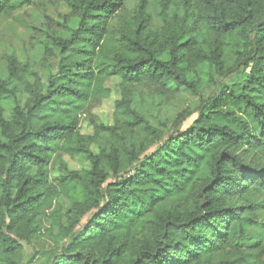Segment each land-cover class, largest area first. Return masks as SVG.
<instances>
[{
    "label": "trees",
    "instance_id": "obj_1",
    "mask_svg": "<svg viewBox=\"0 0 264 264\" xmlns=\"http://www.w3.org/2000/svg\"><path fill=\"white\" fill-rule=\"evenodd\" d=\"M35 1L0 0V16ZM62 1L77 24L39 29L56 60L45 86L14 57L0 78V96L10 82L27 96L10 118L0 105V264L41 231L64 241L52 264H264V0H137L118 27L126 0ZM209 70L242 75L167 138L132 106L142 84L199 94Z\"/></svg>",
    "mask_w": 264,
    "mask_h": 264
},
{
    "label": "rangeland",
    "instance_id": "obj_2",
    "mask_svg": "<svg viewBox=\"0 0 264 264\" xmlns=\"http://www.w3.org/2000/svg\"><path fill=\"white\" fill-rule=\"evenodd\" d=\"M150 1L157 5V0ZM136 6L137 0H126L125 9L113 19L112 24L118 27L126 21H130ZM57 22H64L68 28H74L77 24V18L70 15L69 8L62 0H36L31 6L0 16V78L8 77V58L14 57L20 64H25L28 68L38 72L44 87L56 60L54 57L44 54L41 41L43 35L39 29L54 28L57 29L60 36L68 37L69 30L58 29ZM241 75V72H237V74L232 72L224 78H220L213 70H209L206 74H200L201 81L212 79L206 82L199 94L183 88H176L173 85L167 87L142 84L136 87L132 106L136 111L142 113L151 124L163 130L164 138H167L173 130L186 129L196 117L194 113L174 125L175 117L179 112L186 107L197 109L202 98L212 96L216 92L218 82L230 84ZM105 85L110 88L111 96L102 101L94 112L103 123L112 124L114 101L119 98V79L110 78ZM26 97L25 93L10 82L8 92L0 96L3 116L10 118L15 104L23 105ZM82 132L92 133L91 128L85 123L82 125ZM150 152L151 150L147 153ZM64 160L67 161L69 168L73 169L89 165L87 161L78 157L65 156ZM57 203V210L61 215L70 206V202L64 197L59 198ZM48 225L45 223L44 226ZM63 242L41 231V233L32 236L28 242H22V257L18 264H52L60 254ZM33 255L34 259H30Z\"/></svg>",
    "mask_w": 264,
    "mask_h": 264
}]
</instances>
